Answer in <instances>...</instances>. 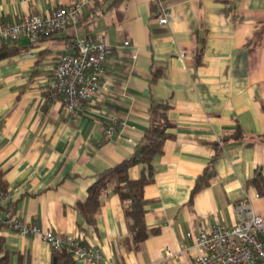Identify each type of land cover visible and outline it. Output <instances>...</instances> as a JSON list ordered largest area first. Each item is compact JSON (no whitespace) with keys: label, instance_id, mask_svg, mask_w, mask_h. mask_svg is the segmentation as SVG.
Returning <instances> with one entry per match:
<instances>
[{"label":"crops","instance_id":"1","mask_svg":"<svg viewBox=\"0 0 264 264\" xmlns=\"http://www.w3.org/2000/svg\"><path fill=\"white\" fill-rule=\"evenodd\" d=\"M78 0H0V27ZM105 0L83 8L76 26L49 37H21L0 60V175L13 213L80 240L101 261L75 264H196L187 233L233 226L238 206L264 219V0ZM112 48L99 92L70 117L52 98V70L75 39ZM127 42V44H125ZM166 103L170 135L152 157L143 188L148 237L130 238L125 204L107 192L95 226L84 202L96 176L132 156L149 124V106ZM115 122V133L104 129ZM239 131L240 138L231 137ZM205 169L208 183L193 192ZM134 165L130 179L142 175ZM7 264H56L40 235L0 224ZM162 249L170 251L166 255Z\"/></svg>","mask_w":264,"mask_h":264},{"label":"built area","instance_id":"2","mask_svg":"<svg viewBox=\"0 0 264 264\" xmlns=\"http://www.w3.org/2000/svg\"><path fill=\"white\" fill-rule=\"evenodd\" d=\"M105 0H78L70 5L59 6L42 15L24 14L11 24L0 27V46L17 43L27 36L31 41L49 37L65 26H76L82 16L83 8L90 6L100 9ZM161 7L157 21L160 25L169 23L171 14ZM127 44V42H125ZM112 54V48L105 39H75L73 51L60 56L52 70L50 91L52 98L58 100L70 117H77L84 104L94 97L102 86L106 74L105 62ZM115 122L111 121L104 129L106 138L115 133ZM6 192H0V224L21 236L40 235L41 239L54 249L67 245L75 260L97 263L99 254L92 251L80 240H67L52 230L40 227L16 216L7 207ZM239 220L233 226L212 225L195 234L187 233L190 246L195 251L196 264H264V219L249 206H238ZM171 255L167 249H162Z\"/></svg>","mask_w":264,"mask_h":264},{"label":"trees","instance_id":"3","mask_svg":"<svg viewBox=\"0 0 264 264\" xmlns=\"http://www.w3.org/2000/svg\"><path fill=\"white\" fill-rule=\"evenodd\" d=\"M21 50L15 43L0 46V60L19 53ZM169 105L166 103H152L149 106V124L140 143L136 146L132 156L123 159L113 167L100 172L94 183L88 188L84 202L76 204V210L89 226H95L96 217L101 207V198L107 192L119 195L125 204L124 212L128 221L130 238L139 243L148 237L149 233L145 224L146 199L143 188L153 180L152 157L163 150L164 142L170 135L167 128L170 122L166 117ZM231 137L240 138L239 131L232 133ZM134 165H142V175L137 179H130L128 171ZM212 171L205 169L196 180L193 192H196L208 183ZM6 186L0 175V192H5ZM0 238V264H7V253L2 248ZM82 243V242H81ZM52 259L56 264H75L71 250L67 245L61 249L52 248Z\"/></svg>","mask_w":264,"mask_h":264}]
</instances>
